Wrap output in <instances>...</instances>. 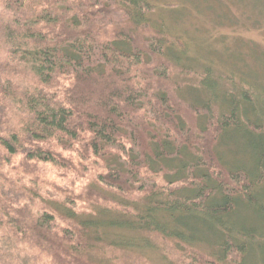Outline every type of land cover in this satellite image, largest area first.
Listing matches in <instances>:
<instances>
[{
    "label": "trees",
    "instance_id": "1",
    "mask_svg": "<svg viewBox=\"0 0 264 264\" xmlns=\"http://www.w3.org/2000/svg\"><path fill=\"white\" fill-rule=\"evenodd\" d=\"M158 10L0 0V264H264V52L191 55ZM48 165L95 178L46 200Z\"/></svg>",
    "mask_w": 264,
    "mask_h": 264
},
{
    "label": "rangeland",
    "instance_id": "2",
    "mask_svg": "<svg viewBox=\"0 0 264 264\" xmlns=\"http://www.w3.org/2000/svg\"><path fill=\"white\" fill-rule=\"evenodd\" d=\"M258 1L259 0H250V2H248V0H150V2L157 5L159 9L154 17L156 19H163L172 34L184 38L188 43L191 55H198L207 59L209 57L206 53H211L212 56L215 57L217 51L220 52L222 49L225 50L228 47H230V50L234 48L237 50L240 44L241 46L245 45L242 51L244 52V56H248L251 43L253 46L256 45L255 48H257L260 53L264 52V17L262 15V10L260 6H257V8L250 6L251 4L255 5V2ZM169 5L172 9H168L167 6ZM211 7L214 9H222L223 11L219 13L221 17L223 15L232 14L231 16L234 18V21L231 22L229 19L221 20L220 18H213L212 13H214V10L210 9ZM256 11L258 12V16L256 15ZM249 15L251 17L254 15V18H248ZM210 50L211 52H208ZM11 126L13 127V125ZM236 146L237 145H233L231 147L233 154L237 151L235 148ZM226 149L227 147L225 145L223 151ZM80 163L77 162L75 164L76 169H80ZM68 166L71 168L74 165L71 163ZM70 168L63 169L51 165L41 168L38 173V178L34 181L35 183L39 182V189L43 199L53 200V198L58 197L65 198L67 194L70 196L77 195L80 193L78 191H83V189L95 178L94 171H91L90 174L85 175L87 178L81 180L77 183V186H75L74 180H76V175L68 171ZM262 223H258V231L261 235L263 234L262 228L264 225V223L263 225ZM258 238L264 240L262 236L258 235ZM1 241L2 240H0V242ZM154 241L162 242V240L157 238H154ZM166 244L168 246L170 245L168 243ZM1 246H3L2 243H0V247ZM261 246L260 243H257L258 251H261ZM34 256L35 252L29 250L27 246H24L23 248H17L15 250L12 249L7 259L11 264H26L27 260H25V257H28V260L31 262L34 260ZM170 258L174 261L177 260L173 256H170ZM128 259L129 258L126 259L120 255L117 263H130L132 260L128 261ZM136 259L138 260L136 261L138 264H171L164 258L159 250H155L154 248H148ZM257 259H259V256L251 255L248 257L247 262H249V264H255L256 262L254 261H257ZM177 263L181 264L180 262Z\"/></svg>",
    "mask_w": 264,
    "mask_h": 264
}]
</instances>
